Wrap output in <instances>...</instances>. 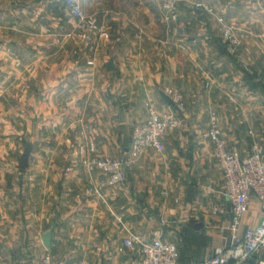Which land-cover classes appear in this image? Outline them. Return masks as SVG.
<instances>
[{
    "label": "crops",
    "instance_id": "1",
    "mask_svg": "<svg viewBox=\"0 0 264 264\" xmlns=\"http://www.w3.org/2000/svg\"><path fill=\"white\" fill-rule=\"evenodd\" d=\"M118 1L81 0L82 8L104 26L107 38L97 40L88 58L74 56L72 83L64 80L66 70L62 82L48 83L36 110L33 96L26 99L24 135L31 152L27 167L16 168L24 182L6 189L13 192V200L0 199V250L6 248L16 260L13 264H40L46 252L64 256L66 264H134L140 259L137 248L128 250L129 256L123 239L129 234L149 239L156 233L175 245L177 264H193L229 242L231 214L222 195L223 181L211 144L198 134L213 120L230 146L242 155L249 152L257 128L264 127V46L250 38L231 55L221 52L222 44L207 33L201 42L202 90L183 96V129L163 136L161 153L145 151L126 172L123 185L108 186L104 174L87 170L88 154L79 155L77 147L92 142L99 155H127L131 127L146 118L148 106L160 111L170 106L159 93L164 80L180 75L181 69L167 52L194 42L167 40L179 24L163 22L158 0ZM201 1L225 22L224 14L239 5V0ZM32 2L8 0V7L0 6V49L9 45L15 51L22 45L18 37L38 36L37 23L30 22L40 15L60 16L49 4ZM5 20L9 40L2 36ZM52 26L59 34V22ZM210 29L206 24L204 30ZM259 218V206L251 199L239 232L257 225ZM48 231L47 249L42 237ZM260 259L264 248L245 264Z\"/></svg>",
    "mask_w": 264,
    "mask_h": 264
},
{
    "label": "rangeland",
    "instance_id": "2",
    "mask_svg": "<svg viewBox=\"0 0 264 264\" xmlns=\"http://www.w3.org/2000/svg\"><path fill=\"white\" fill-rule=\"evenodd\" d=\"M79 1L81 3V0ZM124 1L119 0L118 3L121 5ZM133 1L131 0V2ZM158 1V7L160 8V0ZM0 2L2 8L9 6L8 0ZM32 4L40 7H46L49 4L50 8L60 12V16L52 14L40 15L37 21L30 22L37 23L35 24V29L39 31L38 36L33 37V39L30 36L18 37L22 45L15 51L9 45L0 49V199L8 200L7 202L13 200L15 196L13 192L8 193L6 189L16 188V186L24 182L17 176L15 166L27 142L24 135L26 99L28 100L33 96L36 110V107H39L43 90L47 89L48 83L51 86L62 82V78L67 72L66 70H68V73L65 76L68 78L72 76L74 56L81 55L82 60H84L93 55L95 44L98 40L95 39L93 41L94 45L90 47V44L84 40L79 30L75 27L74 20L71 18L68 9L63 5L62 0H47V2L46 0H33ZM238 4L235 12L224 14L227 23L233 24L238 33L243 35L241 43L251 38L258 40L264 46V0H239ZM61 10H66L67 13ZM85 13L92 15L86 11ZM3 17L8 18V16ZM57 22L60 24L59 34H56V30H53L56 27L52 26ZM4 24L5 29L2 31V36L5 40H9V21L5 20ZM50 24L52 25L50 26ZM172 24H179V27H177L172 37L168 36V41L172 40L174 43L175 40H182L186 43L193 40L194 42L184 47V49L177 48L175 52L173 47H171L172 51L167 52L174 55L175 63L181 69V74L165 79L162 85H164L163 87L169 85L179 90L183 96L195 90L200 94L202 90L201 67L203 59L201 42L207 37V33L217 39L218 24L214 15L195 11L190 3L179 5L177 20ZM206 24L211 26L210 32L204 30ZM256 24H259L261 28L256 29ZM25 37L29 38L27 43H25ZM106 38L103 37L99 40ZM11 57L14 60L16 59L15 63L11 61ZM63 72H65L64 75H62ZM68 78L65 79L64 77L65 82L72 83L71 77ZM71 86L73 85L71 84ZM26 90L30 91L29 93L31 94H28L29 96L26 95ZM15 120L17 123H14ZM182 129L183 127L180 125L177 128L168 130L165 134L174 136L176 132ZM256 134L254 141L258 142L262 147L264 154V127L257 128ZM209 191L211 194L212 190L210 189ZM6 252L5 247L0 250V264L15 263L16 260L11 259ZM126 252L130 256L132 251L127 250ZM28 257L30 261L33 260V256ZM52 257L55 260L65 261L64 256L57 255Z\"/></svg>",
    "mask_w": 264,
    "mask_h": 264
},
{
    "label": "built area",
    "instance_id": "3",
    "mask_svg": "<svg viewBox=\"0 0 264 264\" xmlns=\"http://www.w3.org/2000/svg\"><path fill=\"white\" fill-rule=\"evenodd\" d=\"M68 9L75 27L84 40L92 47L95 39L107 37L104 26L93 15H88L79 0H62ZM190 3L194 10L213 15L212 9L201 0H160L162 20L165 24L174 23L178 17L180 4ZM218 24L217 39L225 50L234 55L243 37L233 24L225 22L220 16H214ZM161 91L169 98L170 106L160 111L153 105L147 108L144 120L136 122L131 129L128 154L110 157L95 152L92 142L86 146H78L79 155L88 154L85 165L88 171H97L106 176L108 186H121L126 179V172L132 168L139 157L147 150L157 154L164 149L162 138L170 130L180 126L181 114L184 110V98L179 90L166 86ZM199 139L212 146V157L223 181L222 195L227 200L231 214L230 238L227 245L215 248L213 254L193 264H245L264 248V154L258 142L253 141L249 152L242 155L237 147L230 146L222 132L211 120L199 132ZM259 206L260 218L257 225L239 232L241 218L248 212L250 200ZM213 212L219 211L212 208ZM196 221V218L194 219ZM127 250L137 248L139 261L134 264H177V251L174 244L164 241L158 233L145 239L138 234H129L122 241ZM40 264H66L55 260L46 252ZM72 264H94L80 260ZM254 264H264V259Z\"/></svg>",
    "mask_w": 264,
    "mask_h": 264
},
{
    "label": "water",
    "instance_id": "4",
    "mask_svg": "<svg viewBox=\"0 0 264 264\" xmlns=\"http://www.w3.org/2000/svg\"><path fill=\"white\" fill-rule=\"evenodd\" d=\"M218 48L221 52H224L225 51V48L218 44ZM112 67V61H110L107 65V69H110ZM162 100L170 105V100L169 98L162 92L159 93ZM31 152V144L30 143H26L22 149V152L17 160V163H16V168L19 169V170H24L26 167H27V162H28V157H29V154ZM195 228H199L200 225L197 224L194 226ZM50 238H51V231H48L46 234L43 235L42 237V243L43 245L48 249L49 246H50Z\"/></svg>",
    "mask_w": 264,
    "mask_h": 264
}]
</instances>
